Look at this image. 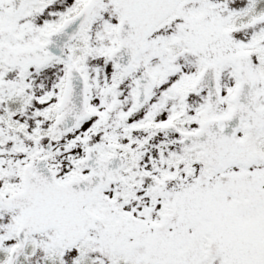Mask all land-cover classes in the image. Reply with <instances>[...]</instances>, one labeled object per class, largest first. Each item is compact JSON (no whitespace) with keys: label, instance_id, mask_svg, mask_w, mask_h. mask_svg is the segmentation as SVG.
Wrapping results in <instances>:
<instances>
[{"label":"snow or ice","instance_id":"6c2138e0","mask_svg":"<svg viewBox=\"0 0 264 264\" xmlns=\"http://www.w3.org/2000/svg\"><path fill=\"white\" fill-rule=\"evenodd\" d=\"M0 264H264V0H0Z\"/></svg>","mask_w":264,"mask_h":264}]
</instances>
